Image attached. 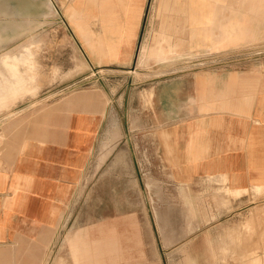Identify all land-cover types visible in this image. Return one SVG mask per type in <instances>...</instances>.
Wrapping results in <instances>:
<instances>
[{"label":"crops","instance_id":"1","mask_svg":"<svg viewBox=\"0 0 264 264\" xmlns=\"http://www.w3.org/2000/svg\"><path fill=\"white\" fill-rule=\"evenodd\" d=\"M146 3L73 0L63 7L72 26H89L86 19H94L98 27H136L130 52L117 61L105 59L124 63L133 56ZM152 13L151 42L163 46L165 58L189 53L192 0H153ZM207 14V26L215 20L222 30L220 41L238 47L257 40L264 0H209ZM153 91L144 117L150 127L143 134L151 140V146L142 147V155L150 156L145 178L173 210L190 208L191 217L200 220L173 230L183 235L174 243L162 239L159 244L154 231L149 242L137 239L135 264H264V65L205 67L158 81ZM86 93L81 105L88 107L87 122L94 130L61 137L57 132L31 136L24 129L22 158L2 148L0 264L43 262L48 237L67 204L64 181L77 179L103 116V95ZM62 139L76 141L64 146ZM141 161L145 170L148 163ZM121 245L127 255V244ZM74 255L78 259L79 253Z\"/></svg>","mask_w":264,"mask_h":264},{"label":"rangeland","instance_id":"2","mask_svg":"<svg viewBox=\"0 0 264 264\" xmlns=\"http://www.w3.org/2000/svg\"><path fill=\"white\" fill-rule=\"evenodd\" d=\"M72 1L0 0V154L5 148L22 158L24 129L31 136L57 132L61 137L94 130L81 100L87 91L101 93L103 116L92 150L77 179L63 180L69 187L67 204L41 264H135L137 239L149 242L154 231L159 244L162 239L174 243L183 235L173 233L200 220L191 217L190 208L173 210L145 178L150 156L142 155V147L151 146V140L143 134L150 127L144 117L152 108L153 87L205 67L264 65V21L256 41L235 47L220 41L214 16L207 26L209 0H192L189 53L165 58L163 46L151 42L156 21L153 0H147L132 58L109 63L130 52L136 27H98L94 19H86L89 26H72L63 7ZM75 141L61 140L64 146ZM142 159L148 163L145 170ZM121 243L127 244V255Z\"/></svg>","mask_w":264,"mask_h":264},{"label":"bare ground","instance_id":"3","mask_svg":"<svg viewBox=\"0 0 264 264\" xmlns=\"http://www.w3.org/2000/svg\"><path fill=\"white\" fill-rule=\"evenodd\" d=\"M214 37H215V43H214V45L217 46L220 41L218 40L219 37H218V34L215 31H214Z\"/></svg>","mask_w":264,"mask_h":264}]
</instances>
